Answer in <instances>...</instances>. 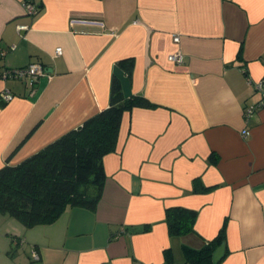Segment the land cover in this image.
Masks as SVG:
<instances>
[{"label":"crops","instance_id":"obj_1","mask_svg":"<svg viewBox=\"0 0 264 264\" xmlns=\"http://www.w3.org/2000/svg\"><path fill=\"white\" fill-rule=\"evenodd\" d=\"M32 3L35 14L0 0V72L34 61L45 72L0 77L13 93L0 101V167L106 107L114 75L151 106L122 115L93 211L68 207L31 228L0 213V264H189L181 246L222 227L217 264H264V106L247 121L243 111L260 97L253 83L264 88V0ZM175 49L179 64L167 59ZM170 207L196 211L191 233L169 234Z\"/></svg>","mask_w":264,"mask_h":264},{"label":"trees","instance_id":"obj_2","mask_svg":"<svg viewBox=\"0 0 264 264\" xmlns=\"http://www.w3.org/2000/svg\"><path fill=\"white\" fill-rule=\"evenodd\" d=\"M128 67V63L124 65L127 70ZM118 79L115 75L110 79L107 106L80 126L68 130L17 164H10L9 158L5 160L0 167V213L31 228L53 223L68 207L95 209L105 180L103 157L117 147L122 115L135 107L151 106L141 95L125 96ZM164 212L170 235L184 236L193 231L196 211L170 207ZM224 237L222 227L200 248L182 245L185 261L217 264L212 258L213 252ZM165 257L172 261L170 249L165 251Z\"/></svg>","mask_w":264,"mask_h":264},{"label":"built area","instance_id":"obj_3","mask_svg":"<svg viewBox=\"0 0 264 264\" xmlns=\"http://www.w3.org/2000/svg\"><path fill=\"white\" fill-rule=\"evenodd\" d=\"M26 11L29 14H35L38 11V7L35 6L32 2L28 1V2H24ZM26 26L25 25H18V29H24ZM179 41V36L178 35H173L172 37V42L177 43ZM14 46H11L10 48H12ZM61 48L60 47H56L55 48V53L56 54H60L61 53ZM182 51L179 49H175L171 52L168 53L167 55V59L169 61H172L176 64H179L183 61V53H181ZM2 54L4 52H1ZM242 71L245 72L246 69L242 68ZM45 72L43 71V67L41 66V64L36 63L34 61V63H30L26 66L23 67H14V68H7L4 69L2 72H0V77L2 78H8V77H14V78H18V79H26V78H36L39 75H43ZM263 80H258L255 81L253 83V88L255 91H259L260 92V97H258L257 101H254L253 103H248L244 106V120L247 121L249 119L250 116H252L255 113V110L263 107L264 106V88H263ZM13 99V93L9 90V89H3L0 91V101L1 102H9L10 100ZM243 135L247 133V130L242 131ZM31 256L33 257V259H38L39 254L37 253V251L35 249H32L30 252Z\"/></svg>","mask_w":264,"mask_h":264}]
</instances>
